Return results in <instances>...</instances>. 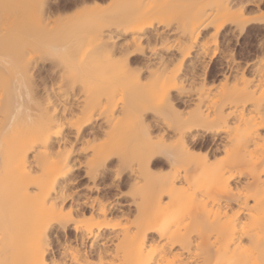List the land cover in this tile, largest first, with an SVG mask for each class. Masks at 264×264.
I'll list each match as a JSON object with an SVG mask.
<instances>
[{
    "label": "bare ground",
    "instance_id": "bare-ground-1",
    "mask_svg": "<svg viewBox=\"0 0 264 264\" xmlns=\"http://www.w3.org/2000/svg\"><path fill=\"white\" fill-rule=\"evenodd\" d=\"M86 1L0 0V264H264L260 1Z\"/></svg>",
    "mask_w": 264,
    "mask_h": 264
},
{
    "label": "rangeland",
    "instance_id": "rangeland-1",
    "mask_svg": "<svg viewBox=\"0 0 264 264\" xmlns=\"http://www.w3.org/2000/svg\"><path fill=\"white\" fill-rule=\"evenodd\" d=\"M121 1L122 0H87L86 2H88V3L86 4V6L81 7V8L72 6L69 9L67 8V10H65L64 12H61L60 15H58V16H60V17L68 16V18H66L65 20L68 21L69 23H72L76 20L75 15L77 13H82V14L86 13L85 15L88 16L89 10H91V9H95V10H91L92 12L93 11L102 12V11L114 10L119 6ZM259 1H260V3H259ZM252 2H254V3L258 2L259 3L258 4L259 9H256L255 6H248L247 7L248 10H247L246 14H244L243 17L249 19V18H252L254 16L255 17L259 16V17L264 19V16H262V15H264V0H252ZM257 10H259V11H257ZM48 19H50V18H48ZM48 19L47 20H45V19L40 20V22L38 21L39 25H43V24L46 25V24L52 22V18L50 19L51 21ZM53 19L57 20V17L55 16V17H53ZM263 25H264V20H263L262 25H259V24L257 25L255 22L249 21V23L246 24V26L242 30V32H240L239 34L237 33L238 35L235 33V35H237L236 38H234V40L232 38L230 44H227L228 46L224 45V43H221V45H222L221 48L223 51L222 53L225 55H232V56L238 57V58L242 56L241 58H239V60H241L242 63L245 62V60L246 61L253 60V59H257L259 57L262 58L261 56H264V27L262 28ZM235 35H234V37H235ZM217 38L218 39L220 38L219 40H222V35L221 34L218 35ZM235 41H237V42H235ZM13 44L11 42L4 41L3 42L4 51H7L9 49L14 50ZM219 65H220V63L218 62L217 55H215L212 58V62L210 64V70H212L211 72L213 73V72H215V70L220 69ZM41 75L43 76L42 73H41ZM41 75H40V77L36 76V79L38 78V81H40V79L42 78ZM247 75L249 76V78L251 77V75H249V73ZM180 106H181V104L178 105L179 109L182 108V106L181 107ZM178 107H176V108H178ZM122 189L124 190L125 187H122ZM110 192H112V191H110ZM191 213H189V214H191ZM186 215L187 214H185V219H187ZM188 216L190 217V215H188ZM193 216H195V215H193ZM193 216H191V217H193Z\"/></svg>",
    "mask_w": 264,
    "mask_h": 264
}]
</instances>
